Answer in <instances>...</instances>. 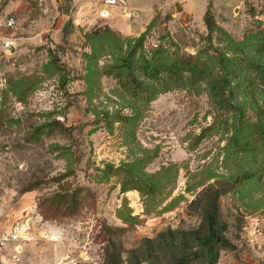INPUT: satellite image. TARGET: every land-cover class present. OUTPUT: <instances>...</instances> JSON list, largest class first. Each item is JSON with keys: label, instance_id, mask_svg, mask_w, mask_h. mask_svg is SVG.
Instances as JSON below:
<instances>
[{"label": "rangeland", "instance_id": "rangeland-1", "mask_svg": "<svg viewBox=\"0 0 264 264\" xmlns=\"http://www.w3.org/2000/svg\"><path fill=\"white\" fill-rule=\"evenodd\" d=\"M117 2L0 0V228L28 225L16 264H264V0ZM188 61L236 71L235 96L169 69Z\"/></svg>", "mask_w": 264, "mask_h": 264}, {"label": "trees", "instance_id": "trees-1", "mask_svg": "<svg viewBox=\"0 0 264 264\" xmlns=\"http://www.w3.org/2000/svg\"><path fill=\"white\" fill-rule=\"evenodd\" d=\"M209 16H210V14H209V11H208V12H206V15H205V18L207 19V21H208ZM208 26H209L210 29H213V26L211 24H209V22H208ZM141 37H143V36H141ZM227 60H228V62L229 61L234 62V58H229L228 59L225 56L221 57V62L222 63L227 61ZM165 64L166 63L164 61H162L160 63H154V62H151L149 60H146L144 62L146 75H148L149 77H153L155 75H158V73L160 71H162L163 68L165 69V67H164ZM252 65L259 70L260 82L261 83L264 82V66H262L260 63L252 64ZM169 69L173 70L176 73V75H181L182 72H184L185 69L188 70V71H191L193 74H195L197 72H202V73L205 72V73H207L208 75H210V80H209V84H210V88H211L210 92H211L212 96L215 97V99L218 100V101L221 100L220 99V94L224 93L225 90L227 91V86L230 88V89H228V96L230 98L235 96V89L237 88V86L236 85H231V83H232L231 80H232L233 77L238 76L237 75L238 73L236 71H233V70L229 69V68H226L225 69L226 71L222 70V73H220L219 75L215 76L214 78H212L211 74H210L212 69L210 70V69H208V67L205 68L203 66L200 67L198 62H194V63H191L189 61L187 63H184V62H173V64H171ZM224 100H225L226 103L230 104V102L227 99V96L224 98ZM259 132H260V136L264 137V129L263 130L260 129Z\"/></svg>", "mask_w": 264, "mask_h": 264}, {"label": "built area", "instance_id": "built-area-1", "mask_svg": "<svg viewBox=\"0 0 264 264\" xmlns=\"http://www.w3.org/2000/svg\"><path fill=\"white\" fill-rule=\"evenodd\" d=\"M108 4H117V0H106ZM9 26H14L13 21L9 22ZM28 232V225L25 222L15 221L9 224L6 228H0V252L13 246L12 259L6 260L5 264H16L19 261L18 255L20 253L19 242L26 238Z\"/></svg>", "mask_w": 264, "mask_h": 264}, {"label": "water", "instance_id": "water-1", "mask_svg": "<svg viewBox=\"0 0 264 264\" xmlns=\"http://www.w3.org/2000/svg\"><path fill=\"white\" fill-rule=\"evenodd\" d=\"M7 49L11 50L12 52L15 51V47H14L13 44H11V43H9V44L7 45Z\"/></svg>", "mask_w": 264, "mask_h": 264}, {"label": "crops", "instance_id": "crops-1", "mask_svg": "<svg viewBox=\"0 0 264 264\" xmlns=\"http://www.w3.org/2000/svg\"><path fill=\"white\" fill-rule=\"evenodd\" d=\"M121 30H122V29H121ZM7 226H9V224H8ZM7 226H6V227H7ZM6 227H3V228H6ZM3 228H1V229H3Z\"/></svg>", "mask_w": 264, "mask_h": 264}]
</instances>
